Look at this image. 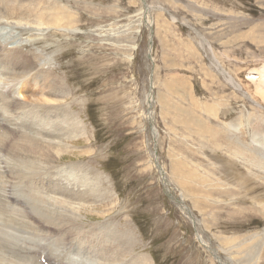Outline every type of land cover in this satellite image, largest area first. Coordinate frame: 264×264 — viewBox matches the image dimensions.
I'll use <instances>...</instances> for the list:
<instances>
[{
  "label": "rangeland",
  "instance_id": "rangeland-1",
  "mask_svg": "<svg viewBox=\"0 0 264 264\" xmlns=\"http://www.w3.org/2000/svg\"><path fill=\"white\" fill-rule=\"evenodd\" d=\"M0 9V90L12 92L0 96V110L23 122L19 134L15 121L0 134L6 223L27 221L8 211L12 183L21 202L30 186L34 206H45L66 198L71 180L86 182L102 195L79 221L61 228L28 207L51 255L68 258L71 249L81 264H264V0H6ZM53 78L63 86L51 87L54 96ZM45 128L69 139H47ZM31 135L41 139L26 142ZM19 145L24 167H52L37 178L4 172ZM42 191L52 198L40 200ZM38 219L27 222L34 229ZM5 255L3 263L19 264Z\"/></svg>",
  "mask_w": 264,
  "mask_h": 264
},
{
  "label": "bare ground",
  "instance_id": "bare-ground-1",
  "mask_svg": "<svg viewBox=\"0 0 264 264\" xmlns=\"http://www.w3.org/2000/svg\"><path fill=\"white\" fill-rule=\"evenodd\" d=\"M4 1H6V0H0V3H2L3 4V2ZM39 4V3H38ZM29 9V8H28ZM39 9V8H38ZM1 10V9H0ZM21 10V9H20ZM20 10H19V12H20ZM54 10V9H53ZM53 10H52V12H53ZM25 11H29V10H25ZM19 12H18V14H19ZM21 12H22V10H21ZM24 12V11H23ZM22 12V13H23ZM32 12V11H31ZM52 12L50 13H48L47 15L49 16H47V15H43V13L42 12H40L39 13V17H40V19L42 18V17H48V19L50 20V24H52V25H57V24H61L62 22H64V20H62L61 19V17L59 16V19H57L58 18V14L57 13H55V14H52ZM55 12V11H54ZM21 13V14H22ZM66 13V12H65ZM68 13V12H67ZM33 14V13H32ZM34 14H35V11H34ZM31 15V14H30ZM62 15V14H61ZM19 16V15H18ZM37 16V15H36ZM14 17H15V15H14ZM43 19V18H42ZM63 19H65V17L63 18ZM66 21V20H65ZM68 21V20H67ZM67 21H66V23H67ZM65 25V24H64ZM19 26V25H18ZM8 50H9V48H8ZM11 50V52H9V56H15V58H18V56L17 55H15V53H16V51H20L19 49H15V48H13V49H10ZM134 59V58H133ZM18 60V59H17ZM15 61H16V59H15ZM22 62H17L16 61V69H17V72H18V69H19V67H18V65L19 64H21ZM25 68V67H24ZM17 72H15V75H17L18 74V76H21L22 74L24 75L25 73L24 72H26V71H24V72H21V73H17ZM28 72V71H27ZM262 75V74H261ZM1 76V75H0ZM17 77V76H16ZM16 80V79H15ZM250 80V79H249ZM2 81H3V79L1 78V83L0 84H2ZM60 81V80H59ZM8 82V81H7ZM6 81L4 82V84L6 85V86H9L10 84H8ZM61 83H59L58 82V79H55V78H53V82H49V83H47V88H49L48 89V91H49V94L50 95H58L59 94V92H57L56 90L53 92V91H51V87H59V88H61V87H63V86H61L60 85ZM46 87V86H45ZM62 89V88H61ZM54 90V89H53ZM47 91V90H46ZM63 91V90H62ZM65 92V91H64ZM7 93H11L12 94V92H11V89L9 88V90L7 91V90H5V93L3 92V91H1L0 90V96H5ZM14 94H16L15 92L13 93V96H14ZM62 94H63V92H62ZM66 94V93H65ZM65 94H63V95H65ZM66 96V95H65ZM64 96V97H65ZM2 97V98H3ZM11 99H12V96L10 97ZM14 98V97H13ZM3 100V99H2ZM1 100V97H0V101H2ZM6 100V99H5ZM14 100V99H13ZM12 100V101H13ZM17 99H15L12 103H10L9 101V103L10 104H12V106H14V102L16 101ZM20 101V100H19ZM3 102H4V100H3ZM21 102V101H20ZM7 103V102H6ZM6 103H4V104H6ZM23 104H25V103H23ZM26 105V104H25ZM16 106V105H15ZM20 106V105H19ZM2 106H0V108H1ZM21 107H24V106H21ZM4 108H5V106H4ZM15 108V107H14ZM2 110H3V108H1ZM6 109H7V107H6ZM10 110H12L11 108L9 109V111ZM15 110V109H14ZM13 111V110H12ZM3 112V111H2ZM2 112H1V110H0V124L1 123H3V126L2 127H4L3 129H0V134H2V135H8V134H6V131L9 129V127L11 128V129H9V130H12L13 129V126L12 125H14V121H15V119H12L13 118V116H12V118H11V120L12 121H9L8 122V120L9 119H7L5 116H3L2 115ZM54 112H55V110H54ZM22 114H23V112H22ZM4 115H5V113H4ZM11 115V114H10ZM24 117H25V114H24ZM49 117V119H51V118H53V115L52 116H48ZM57 117H59V116H57ZM66 118V117H65ZM74 118V117H73ZM5 119H7V120H5ZM18 119V118H17ZM54 119H55V117H54ZM63 119V118H62ZM66 119H68V117L66 118ZM76 119V118H75ZM31 120H35V118H33V119H31ZM56 120V119H55ZM71 120V119H70ZM76 120H78V119H76ZM21 120H19L18 122L17 121H15V124H17V123H19L20 124V127L17 129V132H18V134L20 133V131H21V129L23 128V122H20ZM71 121H73V119L71 120ZM5 122H7V124L9 125H6L5 124ZM42 122H45V121H42ZM61 122V121H60ZM64 122V121H63ZM70 122V121H69ZM74 122V121H73ZM55 123H56V121H55ZM54 123V124H55ZM12 124V125H11ZM40 124V123H39ZM67 124V123H66ZM36 125V124H35ZM59 125V124H58ZM62 125H63V123H62ZM68 125H72V123L70 124H67V126ZM53 126V125H52ZM55 126V125H54ZM1 127V128H2ZM57 127V126H56ZM65 127V126H64ZM54 129H55V127H53ZM66 129H67V127H65ZM64 128V129H65ZM46 130H47V132H46V130L44 131L45 132V134H44V136H46L47 137V139L49 138V137H57L58 139H60L59 141H62V139H61V137H63V135H65L64 137L65 138H68L69 139V137H68V134H65L66 132H64L63 133V131L62 130H57V131H55L54 129L53 130H51V129H48V128H45ZM57 129V128H56ZM70 129V128H69ZM68 129V130H69ZM71 130V129H70ZM43 131V130H42ZM77 131H78V129H77ZM24 132V131H23ZM26 133V132H25ZM34 133V132H33ZM31 134V133H30ZM26 135H28L29 136V133H26ZM42 135V134H41ZM1 136V135H0ZM32 136V135H31ZM45 137V138H46ZM1 138V137H0ZM7 138V137H6ZM41 138L38 136V137H33L32 136V139H31V141L29 142V141H26V142H28V143H38V141L40 140ZM6 140V139H5ZM8 140V139H7ZM46 140V139H45ZM35 141V142H34ZM48 141V140H47ZM46 141V142H47ZM1 143H2V141H1ZM27 143V144H28ZM53 143V142H52ZM61 144V143H60ZM59 144V145H60ZM1 145H4V144H0V146ZM23 145H25V144H23ZM23 145H19L21 148H18V150H15V151H13L14 152V154H10L9 156H5V159H6V161H7V164L8 165H6V167H4V165H3V170H4V172H6L5 171V169L7 168V170L9 171V173H11L12 175H14V176H16L15 174H18L17 175V177H21V178H25L26 176H30V175H34V176H36V178H37V176L38 177H42L41 175H39V174H37L38 172H44V170L47 168V169H49V168H51V167H48V166H44L43 164H42V162H41V164L43 165H39L40 163H37L38 165H39V167L41 166V169H37V168H33V169H31V170H29V167H24V165L22 164V159H21V157L22 156H20V152L23 150H25V149H23L22 147H24ZM37 145V144H36ZM48 145V144H47ZM58 145V146H59ZM61 146V145H60ZM67 146V145H66ZM43 147V146H42ZM3 148V147H2ZM37 149V148H36ZM39 149V148H38ZM47 149H49V148H47ZM57 149H59V147L57 148ZM56 149V150H57ZM28 150V149H27ZM68 150V149H67ZM0 151H1V148H0ZM58 151V150H57ZM63 151V150H62ZM26 152V151H25ZM51 152V151H50ZM54 152V151H53ZM63 152H65V150L63 151ZM35 153V152H34ZM59 153V152H58ZM50 154H52V153H50ZM49 154V155H50ZM61 154V153H60ZM34 155V154H33ZM43 155H44V153H43ZM46 155V154H45ZM30 158V157H29ZM46 158V157H45ZM4 159V160H5ZM44 159V158H43ZM9 160H10V162H11V164H12V166L10 165V163H9ZM41 161H43L42 159H40ZM47 162V161H46ZM49 162V161H48ZM31 164L32 163H34L33 161L32 162H30ZM44 163V162H43ZM46 164V163H45ZM48 164V163H47ZM11 167H10V166ZM50 165H52V164H50ZM49 165V166H50ZM33 166V165H32ZM35 166V165H34ZM36 167V166H35ZM54 167V166H53ZM52 170V169H51ZM34 171H36V172H34ZM20 178V179H21ZM4 179V178H3ZM19 179V180H20ZM1 180V179H0ZM42 180V179H41ZM71 180V179H70ZM8 181V180H7ZM18 180H16V182H17ZM33 181V180H32ZM40 181V180H39ZM50 181H53L54 182V178H51V180ZM9 182V181H8ZM7 182V183H8ZM22 182V181H21ZM34 182V181H33ZM52 182V183H53ZM12 183V182H11ZM26 182H24L23 181V183L21 184V186H23L22 188V190L21 191H24V184H25ZM37 183V182H36ZM71 183H72V189L70 190V191H68L67 193L68 194H66V198H62V200H53L54 202H53V204H50V205H47L48 203H46L45 204V206H44V201H41L40 202V204L38 205V206H34V201H36L37 199L33 196V195H36L35 193H33L31 190H30V186H28V187H26V190L28 191V197H25L27 200H28V202H21V201H25V200H23L22 198H20V197H18V196H15L14 195V193L12 192V191H15V185H14V183H12L13 185H11V187H12V191H11V194L8 196L9 198L7 199L11 204H9V208H8V211H9V213H13V210H12V208L13 207H16V209L18 210V212L22 215V216H24L26 219H27V221L28 220H30V219H33V218H35V219H38V218H36V217H33V215L35 214H31V209L29 210V208L28 207H30V208H32L34 211L36 210V212L38 213V214H36V215H39V217L40 218H44L45 220H47L49 223H51L52 225H60L61 226V224L62 223H64V222H67L66 220L67 219H69V218H72V217H74V218H72V219H76V218H78V217H81L79 214H80V210L81 209H83V205H87L89 202H94V201H98L99 199H101L100 197V195H102L101 193H97V188L95 189V186L93 187V186H91L89 183H86V182H84V183H82V182H80L79 183V185H75V183H73V181L71 180ZM8 184H10V183H8ZM38 184H39V186H42V183L41 182H38ZM55 185V184H54ZM2 186V185H1ZM5 186V185H4ZM76 186H77V189H76ZM9 187V186H8ZM43 187L44 188H47L48 187V185H46V184H43ZM69 187V186H68ZM3 189H5V188H3ZM67 189V188H66ZM66 189H64V190H66ZM16 190H17V188H16ZM64 190H62L63 192H64ZM99 190V189H98ZM47 192L49 191V190H46ZM9 192V191H8ZM43 192V191H42ZM62 192V193H63ZM100 192V191H99ZM21 193V192H20ZM19 192H17V194L16 195H21ZM31 193H33V195L31 194ZM92 193H93V196H92ZM64 194H65V192H64ZM3 195H5L4 194V192L2 193V197H3ZM45 195H49V194H47L46 192H43V194L41 195V197H40V200L41 199H43V198H45L46 196ZM50 196V195H49ZM51 198H52V196H50ZM4 198V197H3ZM47 198V197H46ZM45 198V199H46ZM75 198H77L79 201H76L75 203H70L71 201H73ZM99 198V199H98ZM5 200H6V198H5ZM16 203V204H15ZM38 203V202H37ZM52 203V202H51ZM60 204V205H59ZM57 205H59L58 207H57ZM5 207V206H4ZM60 207V209H62V210H60V209H58ZM0 208H1V204H0ZM0 210H3V209H0ZM6 210V209H5ZM55 210V211H54ZM5 212H7V211H5ZM3 214V213H2ZM4 215V214H3ZM10 215V214H9ZM8 215V216H9ZM7 216V215H6ZM12 216V215H11ZM13 217V216H12ZM9 219V218H8ZM7 220V219H6ZM20 221V222H16V224L14 225V221ZM39 221H38V223H36V225H35V227H34V229L30 226V224L26 221L25 222V224L26 225H24V223H21L22 221H23V219L22 218H20L19 219V217L16 219L15 218V215H14V217L13 218H11L9 221H7V223L5 222V220L2 218V216L0 215V264H2L3 262H5V260H8L9 259V257L7 256V255H5V253L6 254H8L10 251L13 253V255H15V258H20V259H17V260H19V264H70V260H71V258L73 259V260H75L76 262L75 263H72V264H81L80 262L78 263L77 262V258L78 257H76V254H73L74 253V251L73 250H69L68 251V258H65V251L64 250H60V252H61V254H59V255H57L56 253L55 254H50V250H51V247H50V241H47L46 239H43L42 237H41V234H42V228L44 229V227H43V223L41 224V220L40 219H38ZM77 220V219H76ZM72 221V220H71ZM75 221V220H74ZM73 221V222H74ZM77 221H79V220H77ZM76 221V222H77ZM75 222V223H76ZM6 223V225L4 226V224ZM8 223H10L11 225L10 226H8L9 227V229H10V231L8 230V229H6L7 228V225H8ZM71 223V222H70ZM67 224V223H66ZM68 224H69V222H68ZM67 224V227L69 226ZM21 225H24L23 227H22V229H20V226ZM51 225V226H52ZM65 225V224H64ZM76 225V224H75ZM26 227V228H25ZM73 227V226H72ZM60 228V227H59ZM61 228H62V226H61ZM80 228V227H79ZM78 228V229H79ZM77 229V230H78ZM29 230V231H28ZM3 231L4 232H8V234H4L3 233ZM101 231V230H100ZM13 233V234H12ZM107 233V232H106ZM72 235V234H71ZM45 236V235H44ZM125 236V235H124ZM33 237H36V238H34L33 239ZM16 238V239H15ZM51 239H53V238H51ZM15 240H16V242L17 243H15ZM47 241V242H46ZM66 241V240H65ZM65 241H64V243H65ZM74 241V240H73ZM72 241V242H73ZM18 242L20 243V244H18ZM53 243V242H52ZM73 244V243H72ZM19 245H22V246H20L19 247ZM4 246H6L7 247V249L4 247ZM37 247H40V250L37 248ZM36 248L39 250L38 252H36ZM67 248V247H66ZM69 248V247H68ZM59 249V248H58ZM55 250V249H54ZM66 250V249H65ZM86 250H92V248L90 249H86ZM19 251H20V253H19ZM36 252V254H34ZM55 252H56V250H55ZM92 252V251H91ZM12 255V256H13ZM78 255H80V254H78ZM100 255V254H99ZM106 255V254H105ZM113 256H115L116 257V262L117 261H120L124 256L122 255V254H113ZM75 257H76V259H75ZM80 257V256H79ZM86 257V256H85ZM106 257H108V256H106ZM144 257V256H143ZM2 258H3V262H2ZM80 259V258H79ZM79 259H78V261H79ZM82 259V258H81ZM80 259V260H81ZM88 259V258H87ZM83 260V259H82ZM89 260H90V263L91 264H104V263H101L100 261H96V260H94L93 258H89ZM108 260V259H107ZM139 260H141V259H139ZM114 261V260H113ZM134 261H136V263H137V261L138 260H134ZM7 262V261H6ZM21 262V263H20ZM18 263V262H17ZM87 263V262H86ZM119 263V262H118ZM3 264H5V263H3ZM105 264H107L106 262H105ZM119 264H122L121 262L119 263Z\"/></svg>",
  "mask_w": 264,
  "mask_h": 264
}]
</instances>
